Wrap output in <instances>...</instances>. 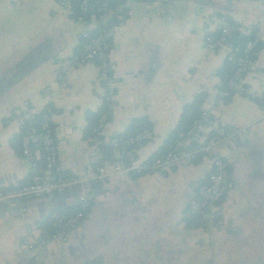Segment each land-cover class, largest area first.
I'll list each match as a JSON object with an SVG mask.
<instances>
[{
	"label": "crops",
	"instance_id": "0c3cea01",
	"mask_svg": "<svg viewBox=\"0 0 264 264\" xmlns=\"http://www.w3.org/2000/svg\"><path fill=\"white\" fill-rule=\"evenodd\" d=\"M212 15L240 25L230 40L234 46L253 30L259 35V70L245 82L251 94L264 95V0H116L106 19L115 96L102 136L127 135L133 120L147 121L153 138L136 150L143 165L163 147L185 106L205 93L202 110L210 112L212 123L236 133L234 141L225 139L216 148L236 182L221 199L219 220L227 229L184 224L196 187L211 172L204 157L170 173L113 176L95 190L99 205L65 243L40 246L36 240L55 214L76 210L90 184L69 186L60 196L1 204L0 264H264V115L237 93L227 104L218 100L216 73L226 52H211L204 42L202 30ZM80 30L71 4L0 0V190L29 183L31 163L21 155L18 118L46 107L60 170L68 177L94 174L91 138L104 96L99 69L86 64L63 76L59 68L80 54ZM116 157L105 163L108 171Z\"/></svg>",
	"mask_w": 264,
	"mask_h": 264
},
{
	"label": "built area",
	"instance_id": "2783aa9c",
	"mask_svg": "<svg viewBox=\"0 0 264 264\" xmlns=\"http://www.w3.org/2000/svg\"><path fill=\"white\" fill-rule=\"evenodd\" d=\"M56 1L63 8L67 7L71 2V0ZM97 1L100 4L95 8ZM111 1L113 0H79L75 22L81 28L79 37L84 40L83 53L59 62L61 63L59 66L61 74L67 76L73 69L86 64L95 65L94 62L96 61L99 64L97 67L101 83L105 82V85H103V103L112 102L115 96V82L112 76H107V72L112 73L109 61L111 45L107 41L111 33L92 37L91 32L97 26L106 25L107 16L111 11L109 10ZM139 1L152 4L156 0ZM228 21L229 19L226 16L218 17L212 15L208 17L202 30L204 42L211 52H226L225 60L236 66L233 79L229 82L231 90L242 96L246 94L256 98L258 100L257 106H259L264 115V95L251 94L245 82L247 76L257 74L259 70L257 59L253 60L247 56L244 58L235 56L233 53L235 51L234 45L230 42L233 37H236L233 34L235 29ZM216 31L219 32L218 39H212L211 34ZM257 37L259 39V35ZM254 46L255 41H248L244 53L248 55ZM55 61H59V58H55ZM66 86L67 84L63 82L60 85V91L65 89ZM109 120L110 117L105 113L100 114L94 129L96 135L102 137V139L95 138L92 140L96 164L94 174L65 178L58 165V151L51 117H43L42 122L36 125L32 122V113L30 111L25 112L18 118V122L21 125V155L31 163L30 180L25 186L0 190V205L18 203L23 199L60 196L69 186L77 184L86 185L94 182L99 186H106L115 175L140 174L143 171L148 173H170L181 166L192 165L195 161L204 157L210 159L211 172L206 182L196 187L195 198L190 201L188 206L189 212L192 214L197 213L202 208L221 201L235 188L236 182L231 177L225 160L216 152V148L225 139L234 141L236 133H225L224 128L214 125L210 112L203 111L201 117L195 121L194 130L190 134L192 136H189V139L178 143L172 151L155 158L146 166L138 162L136 150L152 140V131L143 128L139 134L131 136L124 141L115 137L106 139L102 136V132ZM8 123L9 120H7L6 124ZM210 132L214 133L210 135ZM190 141H194L197 144L193 150L189 149ZM103 146L113 148V152L117 157H119V154L127 155L129 158L128 164L124 165L115 162L112 171H108L105 163H100L102 156L100 148ZM127 148H132V151H127ZM39 149L43 150V156H40ZM40 160L43 161L41 164L38 163ZM94 192L88 191L80 194L77 202V211L64 222L60 221L59 215L55 214L53 217L55 232L49 234L41 231L36 243L40 246H47L55 241L67 242L73 230L78 229L83 224L89 209L96 208L99 205ZM215 210L216 212L218 211V216H223L224 210L222 206L217 207ZM217 227L227 229V225L223 220L217 222ZM28 247L30 249L34 248L31 244H28Z\"/></svg>",
	"mask_w": 264,
	"mask_h": 264
},
{
	"label": "trees",
	"instance_id": "16d2710c",
	"mask_svg": "<svg viewBox=\"0 0 264 264\" xmlns=\"http://www.w3.org/2000/svg\"><path fill=\"white\" fill-rule=\"evenodd\" d=\"M121 1H125V0H121ZM116 2V0H113L109 3V10H111L113 4ZM78 3L79 0H71V5L73 7V13L74 16L76 17L77 15V10H78ZM100 4L99 1L96 2L95 4V8ZM229 24L231 26L234 27V31L233 34L234 35H238L239 33V29H240V25L237 23H234L232 21H228ZM110 33V29L107 27V25H102V26H97L92 32H91V36L92 37H96V36H100V35H107ZM219 36V32L216 31L214 33L211 34L212 39H218ZM80 43V47H81V52L80 54L83 53V44H84V40H81ZM107 41L110 43V45L112 46V40L111 37H109L107 39ZM248 41H255V46L254 48L250 51V53L248 55H246L244 53L245 47H246V43ZM262 44L261 41L258 39V37L256 36V32L255 30H253L248 36L244 37L242 40H240L239 44L237 46H234L235 51L233 52L235 54L236 57L238 58H244V57H249L251 59H256V53L261 49ZM79 54V55H80ZM78 55V56H79ZM96 66H99V64L95 61L94 62ZM236 70V66L225 60V63L223 65V67H221V69H219L217 71V78L220 79L221 81V86L219 88V97L218 100L222 103V104H227L229 103V98L235 94V92L233 90H231L230 86H229V82L233 79L234 73ZM107 76H112V73L107 72ZM102 86L105 85V82L101 83ZM245 97L249 98L250 100H252L254 103L257 104L258 100H256V98H253L249 95H244ZM206 98V94L205 93H201L198 94L193 101L188 104L187 106H185L181 119L178 123V125L176 126V128L172 131V133L167 137V139L165 140L163 147L148 161H146L144 163V165H149L155 158L166 154L169 151H172L175 146H177L178 143L180 142H184L187 139H189V136H192L190 134H192V131L194 130V123L195 121H197L202 113V106L204 104ZM112 106H113V102H106L102 104V107L100 108L99 112H98V117L97 120L99 119L100 114L105 113L107 116H109L111 118L112 116ZM50 107H46L44 108V110H42L39 113H33L32 114V122H34L36 125H38L40 122H42V118L45 116H49V112H50ZM211 122V121H210ZM97 125V122H96ZM93 128L92 131V140L95 138H101L102 137H98L96 135V132H94ZM143 128H147L149 130L150 129V124L143 120V119H137V120H133L131 126L129 127V133L126 134H122V135H117L114 136L115 138L121 139L122 141H124L125 139L131 137V136H135L137 134H139ZM225 130V133H232V129L229 127H222ZM214 132H210V135H212ZM21 138V137H20ZM92 143V142H91ZM196 142L194 141H190L189 144V149L193 150L196 148ZM101 150V159H100V163H106L108 161L113 160V157L115 155V153L113 152V148H110L109 146H103L100 148ZM119 151L121 152V150L119 149ZM127 151H132V148H127ZM39 154L40 156L44 155V152L42 149H39ZM116 156V155H115ZM116 162L121 163V164H128L129 158L127 155L125 154H119V157H116L115 159ZM200 160L195 161L194 163L198 162ZM43 161H39L38 163L41 164ZM144 173H146V171H143L140 174H131V175H135V176H141ZM63 176L65 178H69L66 174L63 173ZM89 191H95L98 188V184L91 182L89 183ZM203 184V183H202ZM222 206V202L219 201L213 205L207 206L205 208H202L199 212L197 213H190L189 210L187 211L186 215H184V224L187 228H191V229H204L206 227V224L208 223H212L213 225H216L217 222L219 221L221 216H218L216 212V208L217 207H221ZM78 208H76V210H74L73 213H70V215H62L59 214V220L60 221H65L67 220L69 217H71L73 214H75V212L77 211ZM62 215V216H61ZM41 230L45 231L49 234H52L53 232H55L56 228L54 225V220H52L50 223H45L41 225Z\"/></svg>",
	"mask_w": 264,
	"mask_h": 264
},
{
	"label": "rangeland",
	"instance_id": "374dc122",
	"mask_svg": "<svg viewBox=\"0 0 264 264\" xmlns=\"http://www.w3.org/2000/svg\"><path fill=\"white\" fill-rule=\"evenodd\" d=\"M209 255H210V251L207 253V256L209 257ZM250 261V260H249Z\"/></svg>",
	"mask_w": 264,
	"mask_h": 264
}]
</instances>
